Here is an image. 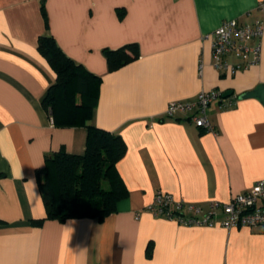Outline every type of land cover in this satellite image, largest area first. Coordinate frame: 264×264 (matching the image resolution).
Segmentation results:
<instances>
[{"label":"crops","instance_id":"obj_1","mask_svg":"<svg viewBox=\"0 0 264 264\" xmlns=\"http://www.w3.org/2000/svg\"><path fill=\"white\" fill-rule=\"evenodd\" d=\"M233 18L264 24V0H0V264H264L263 226L183 225L147 210L157 190L206 206L264 180V103L239 99L264 84V35L259 64L233 74L214 67L206 37ZM44 35L102 77L92 123L126 142L117 169L128 196L103 221L31 223L46 216L45 156L82 154L87 141L86 127H57L42 105L56 79ZM131 43L139 57L110 71L104 50ZM213 89L233 94L208 107L212 130L166 114Z\"/></svg>","mask_w":264,"mask_h":264},{"label":"trees","instance_id":"obj_2","mask_svg":"<svg viewBox=\"0 0 264 264\" xmlns=\"http://www.w3.org/2000/svg\"><path fill=\"white\" fill-rule=\"evenodd\" d=\"M43 13L47 20L45 7ZM38 50L56 72L55 81L42 99L43 107L57 127H86L87 141L82 154L62 148L45 156V168L38 172V181L46 216L31 223L42 225L47 219L79 217L103 221L117 210L128 190L117 169L127 151L126 142L120 134L92 123L102 77L69 57L53 36H40ZM104 53L110 71L139 57L136 43L106 48Z\"/></svg>","mask_w":264,"mask_h":264},{"label":"built area","instance_id":"obj_3","mask_svg":"<svg viewBox=\"0 0 264 264\" xmlns=\"http://www.w3.org/2000/svg\"><path fill=\"white\" fill-rule=\"evenodd\" d=\"M264 24L261 20L241 23L237 19L224 20L213 32L206 35L212 42L214 67L227 74L249 69L261 61ZM235 57L237 62H231ZM220 90H203L195 100H176L169 103L166 114L174 118L180 114H190L195 124L212 130L207 109L216 100H223ZM228 105H233L229 101ZM147 210L156 216H164L183 225L211 226L218 218L226 229L247 226L264 227V180L256 182L244 193L233 196L229 201L211 200L206 206L177 199L164 190H157L154 200ZM137 218L140 213L136 214Z\"/></svg>","mask_w":264,"mask_h":264},{"label":"water","instance_id":"obj_4","mask_svg":"<svg viewBox=\"0 0 264 264\" xmlns=\"http://www.w3.org/2000/svg\"><path fill=\"white\" fill-rule=\"evenodd\" d=\"M233 91H227L223 94L224 98H227L228 96L232 95ZM250 97H258L260 100L264 103V84L259 85L254 90L247 91L241 95H239V99H245Z\"/></svg>","mask_w":264,"mask_h":264}]
</instances>
